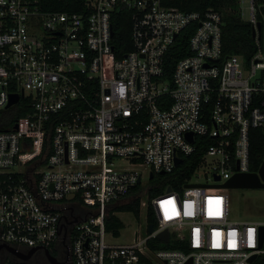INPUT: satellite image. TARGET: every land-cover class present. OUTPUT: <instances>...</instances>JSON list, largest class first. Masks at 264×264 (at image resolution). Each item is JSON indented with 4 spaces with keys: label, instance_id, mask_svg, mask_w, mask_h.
<instances>
[{
    "label": "built area",
    "instance_id": "1",
    "mask_svg": "<svg viewBox=\"0 0 264 264\" xmlns=\"http://www.w3.org/2000/svg\"><path fill=\"white\" fill-rule=\"evenodd\" d=\"M168 2L86 0V12H46L39 0H0V264H32L60 247L71 264H251L264 254V222L232 220L222 186L252 172L250 132L264 130L259 32L248 61L224 56L221 12ZM250 8L257 30L254 0ZM123 9L132 47L113 57ZM195 22L189 54L167 79V53ZM209 139L190 179L149 198L151 174L172 173ZM145 169L148 185L129 194ZM137 197L154 231L146 217L145 236L108 243L109 210ZM166 228L168 242L157 236ZM170 242L185 248L157 247Z\"/></svg>",
    "mask_w": 264,
    "mask_h": 264
},
{
    "label": "trees",
    "instance_id": "2",
    "mask_svg": "<svg viewBox=\"0 0 264 264\" xmlns=\"http://www.w3.org/2000/svg\"><path fill=\"white\" fill-rule=\"evenodd\" d=\"M85 1L86 0H39V6L41 10L46 12H86ZM254 1H256L258 6L255 12L256 19L262 22L264 20V2L263 0ZM168 4L187 12L197 11L204 14V12L210 8L221 12L223 20L222 46L224 56L237 54L243 60L248 61L257 51L255 37L252 35L253 24L250 20H244L242 18L239 9V0H169ZM128 14V11L123 9L117 12L113 17L115 31L113 39V57H121L132 47L130 38L131 22ZM197 25L198 24L195 22L186 27L180 33L175 44L168 51L164 66V75L167 79H171L177 60L189 54L188 41ZM259 39L262 44V30ZM21 105H23V103H21L20 106ZM27 110L26 107H23L19 114L22 115ZM250 135V171L256 172L264 158V130L259 128L251 129ZM210 142V139L204 140V144H200L193 155L185 157L182 163L177 166L172 173L154 174L149 179L150 186L147 191L149 198L163 192L166 185L180 188L186 180L190 179L205 152L206 145ZM139 186L140 185H137L129 194L135 193L138 188L141 189ZM141 210V197H137L130 203H125L109 210V214L106 217V228L109 231H113L114 235L118 236L124 224L114 212L133 211L135 215L139 217ZM146 217L149 224H153L154 227L157 226V221L150 205L147 208ZM157 247L185 248L184 246L172 242L168 244L160 243ZM251 264H264V254H260Z\"/></svg>",
    "mask_w": 264,
    "mask_h": 264
},
{
    "label": "rangeland",
    "instance_id": "3",
    "mask_svg": "<svg viewBox=\"0 0 264 264\" xmlns=\"http://www.w3.org/2000/svg\"><path fill=\"white\" fill-rule=\"evenodd\" d=\"M252 0H239V9L244 20L251 19ZM258 9L254 1V13ZM262 47L264 49V20L262 21ZM124 165H130L124 163ZM143 177L140 186L146 188L148 185V171ZM203 175V173H201ZM210 175V174H209ZM201 180V179H199ZM139 191V188L135 192ZM133 195V193L131 194ZM229 216L232 220L239 222H264V188H229ZM144 199H147L144 196ZM116 215L123 221V228L119 235L108 236L107 242L112 244H126L132 242L135 232L140 237L147 234L146 210L142 209L139 217L133 211H115Z\"/></svg>",
    "mask_w": 264,
    "mask_h": 264
},
{
    "label": "water",
    "instance_id": "4",
    "mask_svg": "<svg viewBox=\"0 0 264 264\" xmlns=\"http://www.w3.org/2000/svg\"><path fill=\"white\" fill-rule=\"evenodd\" d=\"M264 2V0H263ZM262 30V22L258 21L257 22V30L255 28H253L252 31V35L253 37H256L257 31L259 32V37H260V32ZM19 99L18 95L14 94L12 95L11 101L9 102L8 105H11L12 103L17 102ZM188 138L190 140H192L191 135H188ZM181 158H176L175 162L176 165L178 163H180ZM164 173V172H161ZM152 177V174L150 175ZM217 179H219V176H216ZM262 179H264V162L263 165L261 166V168L259 169V173H255V172H248V173H237L235 175H233L229 180H227V182L222 185L223 187H228V188H232V187H237V188H264V182L262 181ZM140 182V179H139ZM187 186H192V185H187ZM168 190H170V187L168 188ZM74 195L73 193L69 195V198H72ZM148 230L149 232H153L154 231V225L153 224H149L148 226ZM158 238L168 242L169 241V230L166 228L163 231L159 232L157 234ZM259 236H260V242H259V246L261 247L263 245V241H264V225L260 226L259 228ZM10 251L15 252L14 249L9 248ZM35 249L32 250V252ZM48 251V250H46ZM18 257L22 258V259H28L29 255H21V254H17ZM257 258V255L254 254L251 258L250 261L253 262L255 259ZM186 264H191V259L186 263Z\"/></svg>",
    "mask_w": 264,
    "mask_h": 264
},
{
    "label": "flooded vegetation",
    "instance_id": "5",
    "mask_svg": "<svg viewBox=\"0 0 264 264\" xmlns=\"http://www.w3.org/2000/svg\"><path fill=\"white\" fill-rule=\"evenodd\" d=\"M30 260L33 264H71L68 249L60 247L57 251L48 249V251H40Z\"/></svg>",
    "mask_w": 264,
    "mask_h": 264
},
{
    "label": "crops",
    "instance_id": "6",
    "mask_svg": "<svg viewBox=\"0 0 264 264\" xmlns=\"http://www.w3.org/2000/svg\"><path fill=\"white\" fill-rule=\"evenodd\" d=\"M29 259V258H28ZM24 260H26V259H24ZM33 264V263H32Z\"/></svg>",
    "mask_w": 264,
    "mask_h": 264
}]
</instances>
